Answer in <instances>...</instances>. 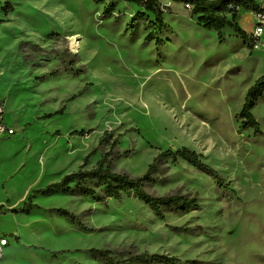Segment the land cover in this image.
<instances>
[{
    "label": "rangeland",
    "instance_id": "1",
    "mask_svg": "<svg viewBox=\"0 0 264 264\" xmlns=\"http://www.w3.org/2000/svg\"><path fill=\"white\" fill-rule=\"evenodd\" d=\"M159 2L167 6L163 19L171 31L161 29L155 43L144 40L143 21L127 25L140 8L120 0L109 18L102 14L105 3L92 0H0V102L16 131L0 140V205L6 203L0 234L9 238L3 231L11 224V206H21L26 194L65 173L94 167L113 141L114 151L129 150L114 160V171L137 176L160 150L187 147L234 190L218 188L212 177L181 160H164L155 174L162 182L147 190L196 195L197 209L167 212L161 219L132 195L105 203L60 193L36 196L33 204L48 211L57 232L55 249L45 251L49 264H102L90 248L108 249L116 258L165 254L181 264H219L224 258L264 264V95L253 113L261 134L243 129L237 117L247 87L264 73L249 81L264 57V29L251 53L249 41L231 29L225 28L220 42L197 24L190 7ZM235 22L251 39L255 13L242 8ZM72 36L80 40L77 51ZM66 50L85 73L50 76ZM87 83L85 92L66 102ZM104 131L108 143L84 163ZM23 177L26 190L14 198L10 188ZM52 208L77 215L85 229L58 221ZM37 233L31 231L32 241ZM42 252L34 250L32 259L42 262ZM15 254L23 258L29 250L16 248Z\"/></svg>",
    "mask_w": 264,
    "mask_h": 264
},
{
    "label": "trees",
    "instance_id": "2",
    "mask_svg": "<svg viewBox=\"0 0 264 264\" xmlns=\"http://www.w3.org/2000/svg\"><path fill=\"white\" fill-rule=\"evenodd\" d=\"M96 4L105 3L103 9V16L105 18L111 17L118 0H92ZM135 4L139 11H137L127 23L133 28L135 21H143L148 32L144 38L145 41H161L159 33L161 29L166 32L171 31V27L164 22L163 15L167 6L161 4L159 0H120ZM174 2H181L190 7V15L194 16L197 24L207 30H212L217 39L221 42L223 40V32L225 28H229L238 34L245 41H249V50L253 52V44L256 40L249 39L246 32L240 28L235 22L240 8L250 9L255 14L258 12L264 13V8L259 6L255 0H171ZM152 17V18H151ZM73 54L67 50L65 54L57 56L58 66L49 72L50 76H56L63 73L78 76L85 73V67L76 63L73 59ZM89 83L84 84L82 89L76 95L66 99L70 101L77 95L86 91ZM264 95V73L257 77L254 82L248 87L244 95V101L237 117L240 119V126L243 129L251 128L255 135L261 134L260 126L252 113V108ZM61 107L54 114H61L63 112ZM79 134H84L83 130L78 131ZM110 133L104 131L99 139L98 145L88 155L84 157V163L88 157L95 153L98 146L102 143H108ZM114 141L109 144V150L104 152L96 165L90 169L79 168L76 171L63 174L58 181L51 182L45 186L34 188L27 196V199L21 206L12 208L13 213L23 212L29 213L34 207L33 198L37 195L49 196L60 193L63 195L85 196L96 203H105L108 199H119L122 194L132 195L145 205L159 218L163 219L167 212H189L199 207V199L196 195L181 193L178 190L167 192L164 194H154L147 190V187L162 182V178L156 176L160 164L164 160H171L176 162L181 160L186 164L201 170L210 177H212L218 188L231 191L230 182L226 181L216 169L206 164L202 160L200 153L187 147L178 149L160 150L152 161L147 165L144 172L137 176H131L126 172H118L113 170V162L121 156L129 153V150L114 151ZM114 151V152H113ZM83 163V164H84ZM50 213H56L63 216L66 221L79 228L85 229L82 222L79 221L78 216L70 213L64 208L49 209ZM89 253L94 259H97L102 264H181L180 258L176 256H167L159 253H149L146 251L139 253H129L120 258L111 255L108 249L90 248ZM185 263L196 264L197 261L184 260Z\"/></svg>",
    "mask_w": 264,
    "mask_h": 264
},
{
    "label": "crops",
    "instance_id": "3",
    "mask_svg": "<svg viewBox=\"0 0 264 264\" xmlns=\"http://www.w3.org/2000/svg\"><path fill=\"white\" fill-rule=\"evenodd\" d=\"M263 60L264 57L262 58V62ZM8 120L10 124L13 126L11 120L10 119ZM54 173H56V171H54ZM26 195L28 196V194ZM1 203L2 204L0 205V211H3V209L6 208V203L5 201H2ZM8 216L10 217L11 224H9L8 228L4 229L3 231V232H8L9 234L7 244L3 250L4 252L2 257L3 264H49L48 258L46 256V252L51 254L52 250L55 249L56 247L55 244L57 242L56 240L57 232L52 226L53 221L50 219L48 211L46 209L37 208V204L34 203V207L31 209L29 213H23V212H18L16 214L9 213ZM55 217L58 221L63 222L65 220V218L60 215L59 216L55 215ZM32 230H38L39 232L36 235L37 236L36 241L31 240ZM16 248H22L24 250L28 249L29 255L23 258H18L15 254ZM37 249H43L42 252L43 254H41L42 255L41 259L39 258L42 262H40L39 260L32 259L31 254L33 253L34 250Z\"/></svg>",
    "mask_w": 264,
    "mask_h": 264
},
{
    "label": "built area",
    "instance_id": "4",
    "mask_svg": "<svg viewBox=\"0 0 264 264\" xmlns=\"http://www.w3.org/2000/svg\"><path fill=\"white\" fill-rule=\"evenodd\" d=\"M189 7L188 5H185ZM256 17V24L253 32L251 33V37L253 39H257L261 36V33L264 29V13L258 12L255 14ZM14 127L10 124L7 113L5 110L4 102H0V140L7 139L15 134ZM8 237L4 234H0V264H3L2 257H3V250L7 244Z\"/></svg>",
    "mask_w": 264,
    "mask_h": 264
},
{
    "label": "bare ground",
    "instance_id": "5",
    "mask_svg": "<svg viewBox=\"0 0 264 264\" xmlns=\"http://www.w3.org/2000/svg\"><path fill=\"white\" fill-rule=\"evenodd\" d=\"M124 3L131 4V5H135L133 3H128V2H124ZM241 9L242 8H240L239 11H241ZM207 31L210 32V30H207ZM70 40H71L72 47H74L76 49V51H77V49L80 46V40H79V38L76 37V36H72ZM258 49H259V45H257V50ZM256 64H257V66H259V69L258 70L256 69L257 71H253V73H255V72L256 73L254 75H251L250 76V80L249 81H251L260 71H264V64L262 62H260L258 60V62ZM249 81H247V84H248ZM83 100H85V99L84 98L80 99V102H82ZM255 106L252 108V113H255ZM144 107H145V105H144ZM20 180H21L20 184L14 186L12 188H10L11 189L10 195L13 196L14 198L16 197L17 199L21 196V194L23 193V191L26 190L25 189V186L27 184L26 183L27 177H26V179L23 177ZM22 187H24V188H22ZM219 264H230V260L224 258V259H222V261Z\"/></svg>",
    "mask_w": 264,
    "mask_h": 264
},
{
    "label": "water",
    "instance_id": "6",
    "mask_svg": "<svg viewBox=\"0 0 264 264\" xmlns=\"http://www.w3.org/2000/svg\"><path fill=\"white\" fill-rule=\"evenodd\" d=\"M262 7L264 8V5Z\"/></svg>",
    "mask_w": 264,
    "mask_h": 264
}]
</instances>
